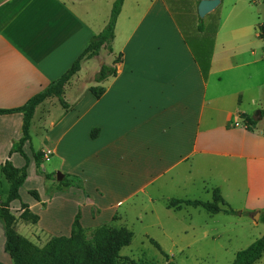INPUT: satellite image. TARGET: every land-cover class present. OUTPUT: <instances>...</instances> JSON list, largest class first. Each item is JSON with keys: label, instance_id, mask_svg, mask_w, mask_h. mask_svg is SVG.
I'll return each instance as SVG.
<instances>
[{"label": "crops", "instance_id": "0c3cea01", "mask_svg": "<svg viewBox=\"0 0 264 264\" xmlns=\"http://www.w3.org/2000/svg\"><path fill=\"white\" fill-rule=\"evenodd\" d=\"M115 1L0 0V110L23 106L64 74L85 50L90 38L102 32ZM200 1L123 0L114 28L112 53L103 56L100 51L91 60L81 62L80 71L65 85L63 100L69 108L63 109V113L52 120L49 119V111L56 107L57 99L48 98L36 108L35 112L43 107L40 111L44 118L47 116L52 133L56 128H62L51 139L53 153L49 150L38 153L43 154L42 162L49 161L50 156L58 153L62 143L74 141L71 140L72 133L89 120L91 124L86 135L90 134L89 130L97 129V137L91 139L89 134L86 136L81 133L76 136H83L85 142L89 141L100 164L107 157L118 163L116 167L112 166L114 170L111 173L114 176H132L127 178L135 180L130 186L127 182V190H131L127 197L144 192L146 187L162 176L183 173L184 166H187V174L200 173L199 182L206 193L212 195V191L218 189L228 206L232 202L230 200H242L246 206V209L234 210L242 213L238 217L223 213L211 215L213 224L228 223V227H224V232L228 234L234 233L236 228L243 234L251 230L257 232L264 211V118L258 121L252 131H248L240 115L254 118L242 110L246 95L249 96L247 103L254 106V114L264 110L258 109V90L264 92V58L232 57L235 52L239 54L238 49L247 43L250 36L249 29L254 28V23L249 25L248 20L239 19L244 9H238L237 6L242 0H234L224 10L228 14L217 20L212 51L200 60L177 19V16H181L186 20L189 14H197ZM225 1L220 0L218 7L223 6ZM189 8L192 9L190 13ZM234 11H238V17L230 21ZM198 27V24L195 25L194 31L203 35L205 27L201 26V31ZM255 36L258 37V33ZM198 43L204 47L202 40ZM218 49L220 51L217 53ZM252 53H249L250 57H254ZM119 55L122 60L117 65L116 75L96 83L95 76L100 67L106 65L103 60H108L110 65L106 66L110 67ZM95 61L100 67L90 77L93 85L84 87L83 71ZM206 68L207 75L204 78L202 69ZM95 87L105 89L99 99L90 93V89ZM84 89L89 94L83 97L81 93ZM68 92L71 99L66 96ZM73 112L79 113L71 116ZM9 119L19 120L22 124L20 114L0 116V132L5 129H2L1 123ZM118 138H125L123 141L126 146L119 145ZM166 146L171 150L169 155L155 153ZM67 151L71 149L68 147ZM11 159L12 156H9L5 161ZM2 164L0 162V167ZM65 164L66 161L62 159L61 168ZM78 165L75 171L60 173L83 178L85 189V185L89 184L86 176L89 168L85 164ZM152 174L157 175L151 179ZM209 174L215 175L219 183L215 184L210 177L205 176ZM1 177L4 179L0 171V186ZM143 178L145 182L141 185ZM52 180L45 178L43 184L46 189L49 188L47 184L51 187ZM99 180L94 178L95 183L92 184L95 194L105 189L119 191L124 188L105 186L104 181ZM133 185L134 188L130 189ZM78 191L81 193V190ZM37 194L39 200L32 199L25 204L14 201L10 209L25 205L37 217L36 230L44 233L49 232L47 228L39 229L38 226L44 220L42 216L47 215L51 207L54 206L55 213L60 212L62 207L66 208L61 213L67 219L68 210L81 207L84 203L86 205L89 201L86 194L78 196L70 191L61 195L52 193L50 196L42 192ZM71 196L78 198L71 199ZM102 196H97L98 200L94 204H87L84 214L79 211L82 228L98 226L95 223L110 224L114 220L112 209L101 208ZM5 200L1 199L3 202ZM122 201L117 200L116 205ZM183 207L186 206L179 210L166 207L169 214L167 219L173 217L170 214L181 212ZM255 214H259V222L253 220ZM53 215L49 213L47 217L55 226L56 218H52ZM72 215H68L70 218L65 236L71 232ZM82 217H90L94 224L84 225ZM209 224L210 220H206L204 234L207 238H214L217 236L216 231ZM5 241L4 227L0 222V264H12L4 250ZM257 264H264V254Z\"/></svg>", "mask_w": 264, "mask_h": 264}, {"label": "rangeland", "instance_id": "374dc122", "mask_svg": "<svg viewBox=\"0 0 264 264\" xmlns=\"http://www.w3.org/2000/svg\"><path fill=\"white\" fill-rule=\"evenodd\" d=\"M233 1L234 0H226L223 6L217 7L213 12L209 13L204 18H200L195 12L191 15L189 14V17H186V20H184L181 16H177L179 23L188 36L190 45L200 60L205 58V56L212 51L213 35L217 25V20L219 17L220 19L224 18V16L228 14V12L224 10L228 7V4L231 5ZM237 8L241 10L244 9L243 12L241 11L239 19H241V21L248 20L249 25L254 23V28L249 29L250 36L247 38V43H244V45L242 44L238 49V51H240L239 54L235 52L234 48L235 55H232V57L264 58V42L255 36V34H259V27L264 24V5L260 0H242V2L238 4ZM188 12H192V9L188 10ZM234 17H238V11H234V13L230 15L229 20L233 21ZM235 21L238 20L235 19ZM197 24L200 27H205L203 35H199L196 31H194V26ZM252 31H254V33ZM199 40L203 41V48L199 46ZM101 51L103 56L108 55V52L105 49H102ZM219 51L220 50L218 49L217 53ZM250 52H253L252 54L254 57L249 56ZM103 62H105L106 65H110L108 60L105 61L104 59ZM262 64H264V62ZM99 67L98 62L95 61L90 65V67H87V69L83 71L82 79L85 81L82 86L87 87L89 85H93V81L90 77H93L92 72L94 70H98ZM262 70L264 74V68ZM84 90L81 93L83 94V97L89 94L87 90L86 92H84ZM66 96L68 99H71L69 98L71 97L70 92H68ZM248 97L249 96L247 95L244 97V99L246 98V102L242 107L243 112L260 120L259 116L253 112L254 106L247 103ZM262 108H264V92L258 90V109ZM40 110L35 112L31 121V127L29 130L30 140L28 144L22 148L24 156H21L18 153H16L17 155H15V153L11 155L12 159L10 162L14 167L21 169L26 166L27 179L20 188V200L17 201V203L25 204L31 202L32 199H34L30 194L31 191H36L38 193L42 192L46 196H50L52 193H59V195H61L63 192L66 193L68 191L78 196L83 193L89 196V201L86 205L90 203L94 204L97 202L96 200H98L97 196L103 195V207L101 208L104 210L112 209L113 217L115 218V220L109 225L112 228L111 232L108 230L97 231L99 227L107 224L101 225L95 223V225L98 226L86 228L80 241L74 242V244L70 246L60 244L58 246L59 249L57 254L60 257H63V259L73 260V257H76L77 259V255L79 254V260L81 258H87L93 262L97 258H100V256H98L100 249H114L119 246L123 240H126L117 236V232L125 227L124 229L126 232L131 233L132 237L128 245L119 249L117 253V264L127 263L121 258L143 264H232L237 252L247 249L257 237L259 239L261 234L263 235L264 224L261 222L257 232L251 230L246 231L243 234L239 232L241 231L240 229L236 228L234 229V233H225L224 227H228V223L213 224L211 221L212 219H210L211 215L201 208L183 207L181 212L170 214L173 216V219H167L169 214L166 207L170 199L211 202V193H206V191L203 190L202 183L199 182L201 177L200 173L195 172L191 175L187 174V166H184L182 171L183 173L171 176H162L161 178L156 179L151 186L146 187L144 192H136L133 196L127 197L131 192V190H127V182L130 186L131 183L135 181L127 180V178H131L132 176L129 175L123 178L114 176V173H111L112 170H114L112 166L114 165L116 167L118 163L115 164L114 160L107 157L106 159H102L100 164L95 158V151L92 147H90L89 141L85 142L83 136H76L77 133L86 135V130L91 124L89 120L87 123L79 126L72 133L71 140L74 141H66L68 140L66 139V142L60 145L58 153H54L53 156L49 157V161L42 162L41 160L43 163L42 165H44V168H42L41 164L36 162L34 154L42 150L45 152L49 150L53 153V148H51V144H53V142H51V139L54 138L56 134H59L62 131V128H56L55 132L52 133L48 124L49 120L47 119V116L44 118L43 112ZM62 113L63 109L56 101V107H53L49 111V119H56ZM78 113L79 112H73L71 116ZM1 125L2 129L3 127L5 129L0 132V162L4 163V161L9 157V152L13 150L14 146L21 138L22 124L19 120L9 119L7 122H2ZM258 128L259 127L256 129ZM93 130L94 129L89 131L92 132ZM88 134L89 133H87L86 136H88ZM118 139L119 145L126 146V142L123 141L125 138ZM168 145L170 146V144ZM68 147L71 149L70 152L67 151ZM160 149L161 150H156L155 153L158 155H169L171 152V150H168L167 146L166 148ZM62 159L66 161L63 168H61ZM79 163L85 164L89 168V172L86 174V176L88 175L89 184L85 185V189L83 188L84 179L78 177L82 181L81 189L71 188L63 191L61 188L60 191L55 190L59 184L56 181V174H61L60 171L62 172L65 170L75 171L80 166L78 165ZM54 170L56 171L53 172ZM156 175L157 174H152L151 179H153ZM205 176L210 177L213 180L212 182L215 184L219 183L216 181L215 175L209 174ZM45 178L47 180L53 179L51 187L47 184L49 187L48 189H46V185L43 184L45 182ZM94 178L104 181L105 186L124 188L119 189V191L105 189L106 191L104 190V192L95 194L92 190V184L95 183ZM140 182L142 185V183L145 182V179L143 178ZM8 188L7 183L2 178V185L0 186V203L3 202L1 199H6L5 197L8 192ZM133 188L134 185L130 187V189ZM78 190H81V193ZM105 193L110 195V198H108V195H105ZM78 196H71V199H77ZM80 196L82 197V195ZM227 199L230 200V198ZM117 200L123 201L119 205H116ZM230 201L232 202H230L229 207L233 210L239 211V209H246L242 200ZM86 205L84 203L81 207L77 206L76 208H71L70 211L68 210V215H70V213L71 215L73 214L72 223L75 220V217L73 218L75 214L77 215L79 211L81 214L85 213ZM95 209H97V207ZM63 210L66 211V208L62 207L59 210L60 212L55 213L54 206L50 208L49 213L54 214L52 218H56L55 226L49 222L50 218L47 217L49 213L42 216V220H44L38 228H47V232L49 231L48 234L37 231L34 216L27 209H25L23 205H17V207L10 209L11 214L15 217L13 229L18 235L25 238L35 248L41 250L51 243L52 238H59L61 236L66 238L69 237L70 234L68 236H65V234H67L66 230L70 217L67 215V219L64 218L61 213ZM206 220H210L209 225H213V228L216 231L215 234L217 236H214V238H207L206 234H204L205 230H203V226L205 225ZM82 221L84 225L90 223L94 224L90 217L88 219L82 217ZM198 226H200L199 231L197 230ZM84 254L86 256H84ZM162 254H165L167 257L165 258ZM255 264H257V262Z\"/></svg>", "mask_w": 264, "mask_h": 264}, {"label": "trees", "instance_id": "16d2710c", "mask_svg": "<svg viewBox=\"0 0 264 264\" xmlns=\"http://www.w3.org/2000/svg\"><path fill=\"white\" fill-rule=\"evenodd\" d=\"M264 4V0H261ZM123 0H116L112 6L110 18L102 32L96 36L90 38L87 43L85 50L75 59L70 68L62 74L58 79L51 82L44 90L39 92L38 94L31 97L23 106L17 109L11 110H0V116L4 115H13V114H22L23 115V123H22V135L17 144L14 146L13 150L9 152V156L13 153H18L21 156H24L22 151L23 146L29 142L30 135L29 130L31 126V121L33 119L35 110L38 106H40L46 99L55 98L60 104L61 108L67 110L69 106L63 100V93L65 85L71 80V78L76 75L80 71V65L83 61L91 60L96 57L102 49H105L108 54L112 53L111 44L114 38V28L116 24V20L118 15L120 14L122 8ZM264 24L259 27L258 38L264 42ZM198 30L201 31V27H198ZM121 55L117 56L114 60L112 66L102 65L100 67L99 72L94 78L96 83H101L108 79L109 77H114L117 71V65L121 63ZM202 75L206 78L207 68L202 69ZM105 92L104 88L95 87L90 89V93L93 95L95 99H99ZM259 119L264 118V110H261L257 114ZM240 118L243 120L244 128L248 131H252L257 123L258 119L249 118L248 116L241 114ZM99 131L94 129L90 138L95 139L98 135ZM43 157L42 153H35L34 158L38 164H41V159ZM0 171L5 181L8 184V194L6 200L0 203V222L3 224L4 232H5V252L8 254L10 259L12 260V264H117L116 261L118 259V251L121 247L128 245L131 240L132 234L127 233L123 227L117 232L118 237H122L126 239L119 246L114 249H100L97 258L93 262L89 259L81 258L79 260V254L76 257H73V260L63 259L60 257L58 252V246L60 244L70 246L74 244V242H78L82 239V234L85 232V229L80 225V215H76L75 220L72 224L71 232L68 238L61 236L59 238H52L51 243H49L43 249H37L32 244H30L25 238L18 235L14 229L15 217L10 212V204L14 201L20 200L19 189L23 185L26 180V166L18 169L15 168L10 161H5L1 167ZM48 178V177H47ZM61 188L63 191L65 189H81L82 181L72 175H64L63 180L59 182L57 188L55 190L60 191ZM30 194L35 200H39L38 194L36 191H31ZM182 206L192 207V208H201L205 212L210 215H217L223 213L229 216H241V212H236L229 208V206L223 201L220 191L218 189H214L212 191V199L211 202H201V201H182L171 199L167 203L168 209L179 210ZM25 209L27 207L23 205ZM35 220L37 219L34 216ZM115 220V218H114ZM113 220V221H114ZM260 222L264 224V211L261 213ZM110 224L101 226L97 229V231L108 230L111 232L112 228L109 226ZM126 234V235H124ZM264 254V235L259 239L254 241L247 249L239 251L235 254V258L232 264H255L258 262L262 255ZM89 256V254L87 253ZM165 258L167 257L165 254H162ZM84 256H86L84 254ZM126 261V264H143V263H135L129 261L127 259L121 258ZM172 264V263H169Z\"/></svg>", "mask_w": 264, "mask_h": 264}, {"label": "water", "instance_id": "95a60500", "mask_svg": "<svg viewBox=\"0 0 264 264\" xmlns=\"http://www.w3.org/2000/svg\"><path fill=\"white\" fill-rule=\"evenodd\" d=\"M220 4V0H202L199 2L197 7V14L200 18H203L208 13L212 12L218 5ZM63 179V175L57 173L56 174V181L59 183ZM259 214H255L253 220L255 222L258 221Z\"/></svg>", "mask_w": 264, "mask_h": 264}]
</instances>
